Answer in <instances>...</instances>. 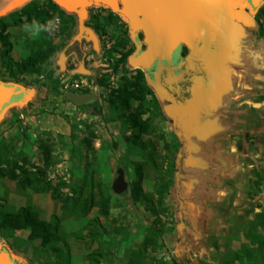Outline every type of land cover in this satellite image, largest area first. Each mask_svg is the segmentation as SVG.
<instances>
[{"label": "rangeland", "instance_id": "1", "mask_svg": "<svg viewBox=\"0 0 264 264\" xmlns=\"http://www.w3.org/2000/svg\"><path fill=\"white\" fill-rule=\"evenodd\" d=\"M47 1L65 16L47 25L50 34L44 41L55 48L50 63L40 66L39 74L16 78L0 66V83L18 85L29 92L24 103L8 106L0 115V170L4 173L0 177V210L13 213L27 207L44 222L54 215L60 240L56 246L67 255L66 264H192L171 246L177 239L176 214L182 197L175 195L178 145L168 121L155 99L156 106L150 97L130 99L127 113H133L141 126L140 145L136 146L130 139L126 141L132 131L125 117L108 108L122 79L131 78L137 70L131 59L136 52L132 45L134 41L136 47L140 45L141 35L125 29V21L115 11L92 3L80 8L29 0L39 12L50 14ZM241 1L246 5L231 8L232 19L264 38V0L221 3ZM79 28L91 32L94 44L83 38L74 41ZM6 32L14 62L23 60L41 38L34 25L9 26ZM73 43L76 53L66 54ZM123 54L127 55L122 58ZM69 92L92 95L95 101L74 106L64 99ZM118 168L127 188L117 196L110 184ZM9 171L14 179L6 175ZM25 179L37 180V189L25 185ZM137 179L144 196L141 202L130 195L131 183ZM89 180L94 193L99 188L109 198L108 217L103 220L96 208L84 217L61 213L50 192L68 199ZM93 218L100 229L85 230ZM89 230L98 232L97 237L87 236ZM26 236L25 231L5 234V238L0 237V249H7L18 264H65L40 248L37 241H27Z\"/></svg>", "mask_w": 264, "mask_h": 264}, {"label": "crops", "instance_id": "2", "mask_svg": "<svg viewBox=\"0 0 264 264\" xmlns=\"http://www.w3.org/2000/svg\"><path fill=\"white\" fill-rule=\"evenodd\" d=\"M27 3L0 0V18ZM245 5L218 0L142 72L178 145L171 246L192 264H264V38L232 19Z\"/></svg>", "mask_w": 264, "mask_h": 264}, {"label": "trees", "instance_id": "3", "mask_svg": "<svg viewBox=\"0 0 264 264\" xmlns=\"http://www.w3.org/2000/svg\"><path fill=\"white\" fill-rule=\"evenodd\" d=\"M45 5H47L50 14L39 12L35 4L29 2L19 10L13 11L0 18V66L12 78H16L18 75L22 74H39L40 66L45 63L49 64L55 53V48L48 47L44 41V38H48L50 34L47 25L54 19L62 21L65 16L50 1H47ZM22 24L36 26L40 31L41 38L34 42V46L30 48L27 56L23 60L14 62L9 56L11 46L6 29L9 26H21ZM74 46L75 43L66 51V54L76 53V49L73 48ZM126 55L127 54H123L122 58ZM122 82L120 90L109 100L108 108L113 112H117L120 118L125 117L132 131V134L126 141L130 139V144L139 146L140 142L138 136L141 132V126L137 123L133 113H127L128 101L130 99L139 101L143 96H146L150 97L154 106H156V103L151 92L144 84L143 74L139 70H135L131 78H123ZM3 163L7 165L6 161ZM3 174V171L0 170V177ZM6 175L9 179L15 178L11 171L7 172ZM24 183L33 190L37 189L38 181L35 179H25ZM165 189L166 184L162 187V191ZM130 195L140 202L143 200L144 196L140 191L138 179L131 183ZM50 198L59 202L61 213H68L74 217H84L91 208H96L97 215L103 220L108 217L109 198L104 195L99 188H97L96 193H94L90 180L76 190L73 196L68 199L58 196L53 191L50 192ZM57 223L58 220L54 215L50 216L47 222L38 220L34 213L27 207H21L13 213L0 210V237L5 238V234L25 231L27 232V241H37L40 248L52 252L59 257L60 260H64L66 264L67 255L56 246L60 242L55 233ZM89 228L100 229L97 218H93L85 224L84 229L86 230ZM97 235L98 232H92L90 230L87 232V236L91 238H95Z\"/></svg>", "mask_w": 264, "mask_h": 264}, {"label": "water", "instance_id": "4", "mask_svg": "<svg viewBox=\"0 0 264 264\" xmlns=\"http://www.w3.org/2000/svg\"><path fill=\"white\" fill-rule=\"evenodd\" d=\"M63 6L84 7L88 3L115 11L126 23L131 34L140 33L144 50L135 52L132 63L141 72L159 55L176 48L193 31L196 23L203 22L218 0H51ZM82 10H79L78 15ZM79 38L94 44V37L86 28H79ZM62 57V56H61ZM29 92L18 85L0 83V115L11 105L25 102ZM64 99L74 106H87L95 101L92 95L66 93ZM127 188L123 172L116 169L110 184L114 195H121ZM0 264H18L8 253L0 249Z\"/></svg>", "mask_w": 264, "mask_h": 264}, {"label": "flooded vegetation", "instance_id": "5", "mask_svg": "<svg viewBox=\"0 0 264 264\" xmlns=\"http://www.w3.org/2000/svg\"><path fill=\"white\" fill-rule=\"evenodd\" d=\"M124 28L127 29V26H124ZM139 35H140V33H139ZM131 45H132V44H131ZM132 47H134V46L132 45Z\"/></svg>", "mask_w": 264, "mask_h": 264}]
</instances>
